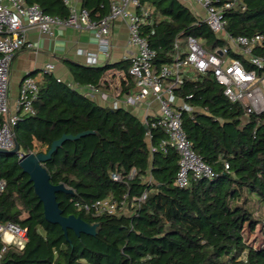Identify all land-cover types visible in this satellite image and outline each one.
<instances>
[{
  "label": "trees",
  "instance_id": "1",
  "mask_svg": "<svg viewBox=\"0 0 264 264\" xmlns=\"http://www.w3.org/2000/svg\"><path fill=\"white\" fill-rule=\"evenodd\" d=\"M140 1L155 18L141 28L155 52V72L172 62L176 38L194 36L207 49L226 45L180 0ZM26 2L52 16H68L63 0ZM81 5L98 22L110 12L111 0H81ZM225 17L232 35L264 34V0H237ZM66 65L73 84L45 72L34 113L19 117L15 135L19 152L26 154L48 151L63 134L89 132L65 140L43 166L53 184L73 190L57 193L64 215L97 224V232L78 236L69 229L65 235L59 224L48 222L29 175L19 165V153H0V180L6 181L0 193V225L18 224L27 235L23 249L6 246L1 264H264V244L247 241V227L264 226V219L256 216L264 202V111L246 113V106L231 102L211 75L185 80L175 91L190 107L183 110V127L214 175L191 177L187 187H180L178 153L171 147L150 151V143L158 146L167 138L162 127H152L151 121L145 127L130 110L102 106L81 90H98L116 68L126 75L121 94L131 91L136 80L129 73L130 60L103 66L67 60ZM4 119L0 115V125ZM112 172L121 180L112 179ZM144 192L146 198L136 201L131 215L94 216L75 206L76 201L90 203L109 195L121 199L127 194L131 202Z\"/></svg>",
  "mask_w": 264,
  "mask_h": 264
},
{
  "label": "built area",
  "instance_id": "2",
  "mask_svg": "<svg viewBox=\"0 0 264 264\" xmlns=\"http://www.w3.org/2000/svg\"><path fill=\"white\" fill-rule=\"evenodd\" d=\"M63 1L68 9L65 19L49 15L38 4H29L26 0H0V115L5 118L0 125V149L9 151L15 147V125L20 116L34 113L33 102L39 92L36 78L26 75L21 81L15 102L11 103L10 73L14 57L23 47L34 46L27 38V30L36 27L42 33L51 35L54 27L62 23L77 29H90L98 40V51L77 49V53L85 55L86 65H97L99 52L109 55L114 22L123 19L128 24L129 43L136 47V51L126 58L130 60L129 73L136 83L131 91L124 94L122 102L132 107L145 106L146 115L142 121L146 124L151 121L152 127L160 126L164 129L167 138L161 140L158 146L150 143V151H166L171 147L178 153L176 185L187 187L191 177L211 178L214 175L213 169L193 150L183 127V110L190 107L175 91L187 79L199 80L211 75L223 86V93L231 102L246 106V113L264 111V52L260 51L264 44V34L232 35L227 31L225 12L237 0H194L199 8L191 11L197 21L207 24L226 45L208 50L204 42L194 36H188L183 44L180 38H176L172 62L164 64L158 72L153 67L155 52L141 34L142 26L155 22L151 7H144L140 0H111L110 12L96 22L82 7L81 0ZM53 68V64H47L44 72H51ZM87 89L89 93L85 94L88 96L98 91L92 86H87ZM151 98L158 102L156 111H150ZM119 100H114L111 107H119ZM147 135L150 140L151 133L147 132ZM23 155L19 152L20 157ZM225 168H229L227 163ZM134 175L135 170L130 177ZM111 178L121 180V176L115 172L111 173ZM5 188L6 181L2 179L0 193ZM146 196L147 192H144L130 202L127 194L121 199L109 195L90 203L76 201L75 206L94 216L131 215L136 201H142ZM26 241V229L11 222L1 224L0 264L6 246L14 245L23 249Z\"/></svg>",
  "mask_w": 264,
  "mask_h": 264
},
{
  "label": "crops",
  "instance_id": "3",
  "mask_svg": "<svg viewBox=\"0 0 264 264\" xmlns=\"http://www.w3.org/2000/svg\"><path fill=\"white\" fill-rule=\"evenodd\" d=\"M27 38L33 43L32 48L20 49L12 62L10 73V97L14 103L19 92L22 79L31 75L40 83L44 78V68L47 64H53L52 73L55 77L68 84H73L72 75L66 65L67 60L85 64V55L78 54L77 49L96 52L99 48L94 31L86 28L77 29L65 23L58 24L53 29V34L42 33L38 28L31 27L27 30ZM111 47L109 55L98 54V64H112L129 57L136 51V47L129 43L128 24L123 19H117L111 30ZM125 72L121 69H111L107 75L108 82L100 87L97 92L90 94L102 106H111L117 98L119 107H124L136 114L140 119L146 115V107H132L125 105L122 100L124 94H120L121 79L125 78ZM84 93H89L87 87L81 88ZM121 95V96H120ZM150 111H156L158 102L150 99ZM145 122V121H144Z\"/></svg>",
  "mask_w": 264,
  "mask_h": 264
},
{
  "label": "water",
  "instance_id": "4",
  "mask_svg": "<svg viewBox=\"0 0 264 264\" xmlns=\"http://www.w3.org/2000/svg\"><path fill=\"white\" fill-rule=\"evenodd\" d=\"M147 127V124L144 123ZM89 132H82L77 135L63 134L59 139L54 140L48 151L39 153H26L19 159V165L23 172L29 175V182L33 184L34 192L39 201L43 204L45 219L53 224H59L67 235L68 230L74 231L78 236L81 233L95 235L97 224H91L78 215H64L57 200L58 192L72 193L73 190L66 188L63 184H53L50 181V175L43 163L52 157L57 147L67 139H77ZM0 153H19V145L16 140L15 147L12 150L0 149Z\"/></svg>",
  "mask_w": 264,
  "mask_h": 264
},
{
  "label": "rangeland",
  "instance_id": "5",
  "mask_svg": "<svg viewBox=\"0 0 264 264\" xmlns=\"http://www.w3.org/2000/svg\"><path fill=\"white\" fill-rule=\"evenodd\" d=\"M180 1L184 5L192 9L193 11L199 8L196 1L194 0H180ZM185 40L186 38L181 39L182 44L185 42ZM208 50H212V49H208ZM259 205L262 208H259V210L256 212V216L260 215L261 219L263 220L264 219V202L260 203ZM247 232H248L247 241L250 244H254V245L264 244V226L262 225V223H258L252 228L247 227Z\"/></svg>",
  "mask_w": 264,
  "mask_h": 264
}]
</instances>
